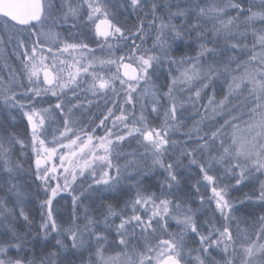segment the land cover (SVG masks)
Masks as SVG:
<instances>
[{
	"label": "trees",
	"instance_id": "obj_1",
	"mask_svg": "<svg viewBox=\"0 0 264 264\" xmlns=\"http://www.w3.org/2000/svg\"><path fill=\"white\" fill-rule=\"evenodd\" d=\"M99 1L102 5H107L108 1H111L115 10L109 17L114 26H119L123 30V37L126 39L119 46L115 43L117 37L114 35L99 38L94 31L95 20H92L88 12L69 14L72 15L70 19L64 23L55 22L51 26L52 29H58L61 34L67 36V42L63 44L65 49H68L65 50L68 52H65L68 59L75 57L76 61L84 62L86 58L81 60V56L87 55L89 51L88 57L91 61L100 64L104 62L103 60H115L119 52H124L127 48L140 49L153 46L157 36H152L145 30L144 27L150 28L146 26L148 23H140V12L135 9V2ZM173 3L184 6L188 18L177 24L170 23L162 17L161 21L167 26L159 33V37L168 41L172 58L184 59L203 55L200 73L191 87L196 94L201 95L199 100L182 102L176 109L184 112L175 120L172 118L168 119L169 121L164 120L161 107L154 112L148 105L144 110L149 127L164 131L165 127L169 126L167 129L171 132L170 136L166 132L165 141H169L168 144L172 142L174 147L172 146L170 154L163 153L164 171L159 170L142 175L141 178L136 177L132 182L133 189L129 184L132 178L128 180L127 177L126 182L124 178L125 180L120 181L118 187L110 190L91 188L89 194L76 203H72L70 198L66 197L55 198L50 203L54 217L52 220L59 230L71 223L75 224L76 221L78 225L81 222L91 223L94 232L85 239L87 241L85 248L79 251L74 249L72 241L61 236L60 231L52 232L50 235L44 232V219H46L44 208L49 202L46 199L43 182L37 178L33 168L30 130L23 114V111L29 110L31 105L45 108L53 102L75 97L79 89H74L75 91L72 92L67 88L50 91L52 89H47L43 85L40 76L33 78L32 83H26L23 75L26 76L30 72V68L25 63L26 59L23 55L20 56L21 63L18 64L15 59L17 57H11L12 64L15 67L20 65L19 68L23 72L20 73L22 79L19 85L22 93L18 95L17 101L14 100L12 106L0 104V137L9 146L8 158L12 161L9 173L13 174L14 169L17 171L14 180H18L17 190L20 198L17 201L15 197L10 196L8 183L1 180L5 173L1 166L0 197L5 194L7 199L9 198L7 202L0 200V207L7 208L1 212L4 214L3 219L9 222V227H1L2 231H0V245L2 243L7 246L4 247L5 253L1 259L4 264H94L95 258H98L94 244L97 239H100L101 243L104 239L107 240L104 246H101V250L108 255L111 251L118 252L129 247L134 260L131 264H154L153 255L162 246V242L171 239L172 236L182 246L180 249L182 253L175 254L181 262L184 261V251L185 256L199 254L208 262L219 261L222 264H230L229 256L232 255L234 258L235 255L232 252L233 247L241 244L237 238H234L237 237L236 231L241 235L242 227L255 224L259 216L264 215L263 161L254 164L248 158H242L235 152L236 148L229 143V137L234 129H239L248 121L252 119L256 121L261 117L264 112V92L259 93L255 90L257 92L247 94L245 87L248 86L243 85L230 101V105L233 106L235 103L240 108L239 118L236 121L231 120L230 115L226 114L230 111H224L218 116L212 110L220 106L221 99L225 95L228 94L227 102L230 100L233 90L226 83L231 77L239 78L241 81L248 72L263 68L261 64L264 62V47L254 43L251 34L252 31L263 27V20L256 21L252 17L256 11L264 10V2L258 4L256 0H166L159 6V13L166 9L168 4ZM158 17L160 20V16ZM152 18L153 16L149 20ZM224 21L228 22L227 28ZM33 26L35 24L27 27L33 28ZM175 28L178 32L174 31ZM217 30L219 33L215 34L213 31ZM221 31L226 35L221 34ZM212 33L215 37L211 36ZM201 43L204 44L203 49ZM42 47H46L45 43ZM58 47L53 45L45 53L48 66L54 69L64 68L67 64H61L66 58H63V53ZM32 51L36 54L34 47ZM128 59L133 60L128 55L123 60ZM99 76L103 78L102 74ZM160 78H163L162 73H159ZM128 83L121 78V83H114V88L100 97L82 100L79 98L83 94L81 93L75 98L76 103L82 102L83 109L77 120L79 130L84 127L83 132L97 133L99 126L108 124L123 105L127 92L125 87ZM191 91L186 90L187 93ZM207 100L210 102L209 106ZM62 103L69 102L62 101ZM210 133L213 138L210 137ZM218 133H221V139L215 138ZM202 143L205 145L204 149ZM125 147L128 151L135 150V146L130 143ZM116 149L120 150L118 145ZM219 149L223 150L217 156ZM143 157L145 159L141 158L142 161L149 158L147 155ZM126 159L119 158L124 164ZM204 168L206 171L203 170ZM240 172L243 173L238 176ZM207 175L214 177L213 183L207 180ZM135 187L139 189V194L152 198L156 207H159V200L170 198L172 206L193 217V225L179 227V231L174 230L169 224V216L166 214L159 216V211L156 215H151L150 212L147 217L142 218V221L132 217V209L136 210L138 207L134 194ZM216 190H219L225 198L223 214H232V220L237 222L236 227L231 221L229 222L227 232H230V238L227 236L224 238V233L220 234V231H226L227 228L222 222L227 223L231 215L223 220L225 216L216 213V206L211 201ZM82 202L87 210H83ZM72 216L74 218L71 220ZM123 222L128 226L123 227L121 225ZM263 222L264 218L261 217L258 223L264 226ZM131 223L133 225L129 227ZM119 226L121 230L118 231ZM231 230L235 232L233 237ZM116 231L119 233L116 234ZM215 234L220 240L215 239ZM220 244L224 247V253H220L215 247Z\"/></svg>",
	"mask_w": 264,
	"mask_h": 264
},
{
	"label": "rangeland",
	"instance_id": "obj_2",
	"mask_svg": "<svg viewBox=\"0 0 264 264\" xmlns=\"http://www.w3.org/2000/svg\"><path fill=\"white\" fill-rule=\"evenodd\" d=\"M129 1L135 2V9L141 14H139L140 23H148L146 26L152 28L144 27L146 28L145 30L147 32L149 31V34L151 33L152 36H157L153 46H151L152 48L140 49L127 48L124 52H119L115 60H103L104 62L100 64H94L91 61L90 57H88L90 55L89 51L87 55L81 56V60L86 58L84 62L81 61L82 64L79 59V62L76 61L77 59L75 57L68 59V56H66L68 52L65 51L68 49H65L63 44L65 41L67 42V36L61 34L58 29H52L51 26L55 22L64 23L67 19H70L69 17H72L69 14H77L80 11H85L89 13L92 20H95V31L96 26L101 20L110 19L109 16L114 13L115 8L111 1H108L107 5H102L99 0H42L43 17L40 21L34 23L35 26L33 28L19 26L0 15L1 105L4 104L7 107L12 106L11 104H13L14 100L16 99L17 101L19 98L18 95L22 93L19 90V85L22 79V76H20L22 74L20 73L23 72H21L20 65H18L21 63L19 57L22 55L26 59L25 63L28 65L27 67L30 68V72L26 76L23 75L26 83H32L33 78L41 77L43 69L49 67L56 78L57 86L55 90L67 88L71 92L75 91L74 89H79L80 92L75 97H67L62 100L68 101L69 103L63 104L62 101H56L45 108H36L34 105H31L29 110L23 111L24 117L30 115L34 120L35 130L30 131L33 163L35 157L38 156L46 160V164L42 168H38L33 164L37 178L43 182L45 187L43 189L46 192V199L49 202V205L44 208V216L46 218L44 219V232L50 235L52 232L59 233L60 231L61 236L73 242L76 251L85 248L87 244L85 239L94 232L91 223L81 222L78 225V221H76L75 224L71 223V225L59 230L52 220L54 217L51 210L52 204L50 203L55 198L60 197L70 198L72 203H76L80 198L84 199L89 194V191H91V188L110 190L118 187L121 183L120 181L125 180L124 178H126V182L127 177H129L128 180L132 178L129 184L131 185V189H133L132 182L136 177L141 178L142 175H148L155 171H164L165 166L162 162L163 153L170 154L174 147L172 142L168 144L169 141H165L166 135L168 134L170 136L171 132L168 131L169 126H166L164 131L156 127H149L144 110L147 109L148 105L154 112L161 107L165 116L164 120L170 118L175 120L184 112L176 109L182 102L189 103L194 99L199 100L201 95L200 93L196 94L191 87L194 79L200 73V65L203 64V55H194L184 59L172 58L168 41L159 37V33L163 32L165 26H167L161 21L162 17L170 23L181 24V22L188 18L186 8L182 5H174L173 3L168 4L167 8L159 13V6L163 5V2L166 0ZM256 1L258 4L264 2V0ZM259 6L262 7V5ZM152 16L153 18L149 20ZM158 16H160V20ZM252 18L253 20H263L264 22V10L256 11ZM174 31L178 32V29L175 28ZM213 32L215 34L219 33L218 30ZM214 33L211 36L215 37ZM123 34V30L119 26H114L110 36H116L115 41L117 42H114L120 46L124 42V39H126V37H123ZM221 34L226 35L223 31H221ZM251 39L257 45L264 47V23L263 27L252 31ZM36 43L37 45L35 46ZM43 43H45L46 47H42ZM53 45H58V49L63 53V58H66L65 62H61V64L67 63L64 65V68L54 69L47 64L45 53ZM202 45L204 44L201 43L203 49L204 47ZM33 47L36 54L32 51ZM126 55L132 57L136 63L139 69V77L136 81L126 85L127 92L126 98L122 102L123 105L115 113L113 119L108 124L103 125L105 127L99 126L97 133L83 132L84 127L79 130L77 120L83 109L82 102L76 103L75 98L79 97L81 93L83 94L79 98H82V100L91 97H100L106 94V91L109 89H113L114 83H121L122 77L120 76L119 68ZM12 56L17 57L15 58L18 61L17 67L11 62V60L13 61L11 59ZM128 60L131 61V59ZM261 67L263 68L254 69L245 74L244 79L241 81H239V78L231 77L228 83H226L233 90V94H230V100L227 102L228 94L225 95L221 99L222 103H220V106L215 108L211 107L212 110L218 116L224 111H230V113H226L230 115V119L233 121L238 120L240 108L235 103L233 106L230 105V101L237 95V92L241 90L244 84L248 86L245 87L247 94L257 91L259 93L261 91L264 92V62L261 64ZM159 73L163 74V78L159 79ZM99 74H102L103 78H100ZM101 83L105 84L103 88L101 87ZM160 86L163 88L161 89ZM186 90L192 91L187 93ZM50 91H54V89ZM205 99L201 100L204 101ZM207 105H210L209 100H207ZM263 113L258 120L255 121L252 119V121H248V123L242 125L239 129L233 128L232 135L229 137V143L236 148L235 152L240 154L242 158H248L254 164L263 161L262 166L264 167ZM220 134L218 133L215 138L221 139ZM210 137L213 138L211 133ZM128 143L133 144L135 150H129L131 151L129 152L125 147ZM117 145L120 150L116 149ZM201 146L204 149V143ZM7 148H9L8 144L0 137V167L2 166V170L5 171L1 180L8 183L10 196L15 197L18 201L20 198V193L17 190L18 180H14L17 171L14 169L13 174L11 173L12 175L9 173V169L12 168L10 166V162L12 161L8 158ZM222 150H218L219 153L217 156L220 155ZM146 155L149 158L146 161L143 160V162L141 158L145 159L143 156ZM124 157L127 158V163L125 162V164L122 160H119V158ZM203 170L206 171V168ZM0 173L2 174L1 170ZM242 173H238V176H241ZM206 178L209 182L213 183L214 177L212 175H207ZM135 189L134 194L138 207L136 210L132 209V217L139 218L142 221V218L147 217L150 212L152 213L151 215H156V212L159 211V216H164L165 214L169 216V224L173 226L174 230L179 231V227L193 225V217L189 216L186 212L179 211L176 206H172L170 198L159 200V207H156L152 198L139 194V189L136 187ZM214 192L211 201L216 206V213L225 216L223 220H225L226 216L229 218L231 215L227 223L222 220L223 226L227 227L225 228L226 231H220V234L224 233V238L226 236L229 237L230 232H227L229 222L231 221V224L235 227L237 226V222L232 220V214H223L222 210L225 209V198L219 190ZM8 199L5 194L0 197L1 201L7 202ZM82 204L84 206L83 210H87L86 205L83 202ZM2 208L0 207V231H2L1 227H9V222L3 219L4 214L1 213L2 210H6L7 208ZM261 217L264 218V215L261 214L259 216L256 223L253 224L254 226L250 224L242 227L240 230L241 235L235 230L237 237L234 238H237V241H240L241 244L239 246L233 244L235 247H233L232 252L235 253L234 259L242 264L264 263V226L258 223ZM72 218L74 216L71 217V220ZM121 225L123 227L128 226L124 222ZM132 225L133 223L129 227ZM119 230H121L120 226L118 228ZM118 231H116V234L119 233ZM231 232V236L233 237L235 232L232 230ZM215 235V239L220 240L219 236L217 234ZM105 240L102 243L100 239L94 242L96 246V257H98L95 258L96 261L94 260L96 264H131V262H134L129 247L118 252L111 251L109 255L103 252L101 246H104ZM1 245L0 264H4L1 259L7 246ZM161 245L155 252L156 254L154 253L155 255H153L154 264H160L162 258L170 252H172V255L182 253L180 251L182 246L173 236L171 239L162 242ZM215 247L220 253L224 251L222 244ZM183 254L184 261L181 262L183 264L220 263L219 261H214L213 263L208 262L199 254H195L194 256L187 254L185 256L186 253L184 251Z\"/></svg>",
	"mask_w": 264,
	"mask_h": 264
},
{
	"label": "water",
	"instance_id": "obj_3",
	"mask_svg": "<svg viewBox=\"0 0 264 264\" xmlns=\"http://www.w3.org/2000/svg\"><path fill=\"white\" fill-rule=\"evenodd\" d=\"M41 0H0V15L14 22L17 25H28L39 21L42 17ZM112 32V23L110 20H102L96 27V33L100 37L109 36ZM137 66L124 60L120 64L119 71L121 76L127 81H135L139 77ZM49 68L42 71L44 85L50 86L54 83V76ZM104 84H102L103 86ZM30 131H34V120L32 116H25ZM151 136V135H150ZM46 160L41 157H35L34 165L38 168L45 166ZM160 264H181L174 255H166L162 258Z\"/></svg>",
	"mask_w": 264,
	"mask_h": 264
},
{
	"label": "flooded vegetation",
	"instance_id": "obj_4",
	"mask_svg": "<svg viewBox=\"0 0 264 264\" xmlns=\"http://www.w3.org/2000/svg\"><path fill=\"white\" fill-rule=\"evenodd\" d=\"M51 74H53V72L51 73ZM53 76H54V83H52V85H48V87H47V89H55L56 88V78H55V75L53 74ZM229 258H230V260H229V262L228 263H230V264H242V263H240L239 261H237V260H235L233 257H232V255H230L229 256ZM219 264H222V263H219ZM224 264V263H223Z\"/></svg>",
	"mask_w": 264,
	"mask_h": 264
},
{
	"label": "bare ground",
	"instance_id": "obj_5",
	"mask_svg": "<svg viewBox=\"0 0 264 264\" xmlns=\"http://www.w3.org/2000/svg\"><path fill=\"white\" fill-rule=\"evenodd\" d=\"M108 20H111V19H109V18H107ZM107 19H105V20H107Z\"/></svg>",
	"mask_w": 264,
	"mask_h": 264
}]
</instances>
